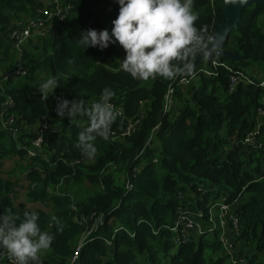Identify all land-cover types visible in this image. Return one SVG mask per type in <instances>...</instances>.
I'll return each mask as SVG.
<instances>
[{"label": "trees", "instance_id": "obj_1", "mask_svg": "<svg viewBox=\"0 0 264 264\" xmlns=\"http://www.w3.org/2000/svg\"><path fill=\"white\" fill-rule=\"evenodd\" d=\"M68 2L72 17L65 23L53 19L50 35L29 40L18 61L24 64L25 75L5 88L14 97V111L28 127L14 138L0 131V160L20 159L29 187L26 197L41 207L17 204L14 196L20 179L0 176V216L10 211L22 219L25 210L39 213L41 229L53 236L51 247L41 254L42 264H226L216 228L175 245L163 225L172 223L182 208L194 213L201 209L202 224L208 227L212 225L210 204L239 202L234 212L241 227L237 237L240 255L246 254V264H264V145L253 148L242 143L255 128L257 107L264 109V88L254 81L227 92L229 74L220 67L218 75L199 74L186 87L176 89L174 106L165 111L164 95L175 78L134 79L121 68L126 53L118 42L103 50H84L78 43L81 31L111 32L119 12L115 0ZM43 6L39 0H0V68L8 65L4 71L16 68L9 53V19L13 15L25 18ZM221 6L222 0H194L199 15L195 26L213 35L222 19ZM224 48L245 58L223 60L236 68L251 65L256 67L252 77L264 76V3L242 10L237 29L231 31ZM214 58L199 62L193 73ZM41 74L59 81L60 87L48 100L38 92ZM105 87L115 91L111 103L115 111L121 109V115L117 114L109 139L98 137L96 151L88 157L77 147L79 132L88 126L87 117L61 119L56 105L59 99H80L90 106ZM2 100L0 96V105ZM43 117L53 127L44 134L41 147L49 161L42 154L27 156ZM132 118L139 120L135 131L122 136ZM112 132L118 137H112ZM260 132L259 140H264V120ZM143 148L141 160L135 159ZM139 160L142 165L131 178L130 190L104 173L111 162L131 172ZM65 177L71 179L69 186L62 185ZM94 213L103 214V224L90 229L79 245L91 225L81 215ZM53 215L61 230L51 221ZM77 247L76 262L71 263ZM6 254L0 249V264H6Z\"/></svg>", "mask_w": 264, "mask_h": 264}, {"label": "clouds", "instance_id": "obj_2", "mask_svg": "<svg viewBox=\"0 0 264 264\" xmlns=\"http://www.w3.org/2000/svg\"><path fill=\"white\" fill-rule=\"evenodd\" d=\"M119 5L116 19L109 30L88 29L80 32L78 40L84 50L98 47L103 50L119 43L126 56L121 68L132 78L148 81L157 76L174 79L194 72L196 57L219 55L222 37L213 36L206 29H198L199 15L194 11V0H115ZM227 3L246 4L247 0H226ZM205 60V59H204ZM60 87L55 76L38 86V92L48 100ZM116 95L111 88L102 89L99 99L90 106L83 100L59 99L57 116L75 119L86 116L88 126L78 134L77 147L85 156H92L97 138L108 140L117 113L111 103ZM36 211L25 210L23 218L10 211L0 216V249L9 254L15 264H42L41 254L53 243V236L43 231ZM51 221L62 229L59 219Z\"/></svg>", "mask_w": 264, "mask_h": 264}, {"label": "built area", "instance_id": "obj_3", "mask_svg": "<svg viewBox=\"0 0 264 264\" xmlns=\"http://www.w3.org/2000/svg\"><path fill=\"white\" fill-rule=\"evenodd\" d=\"M44 6L37 8V18L31 19L29 17L19 18L13 15L9 19V35L12 41L11 50L14 55H22L29 40H36L38 37H46L50 35L53 31L52 20L56 19L60 22L65 23L69 18L72 17V5L68 0H39ZM2 51H0V56ZM16 63V68L13 71L6 72V74L0 76V96L3 98L0 105V131L6 132L11 135L13 138L21 131L27 129L28 126L25 125L24 119L22 116L14 111L15 100L11 93L6 91V87L9 85V81H17L19 78L25 75L26 68L24 64L18 61ZM225 67L228 71V88L227 92H234L236 87L240 84H253L254 81H258V85L264 88V76L252 77L250 74H255L256 67L251 66L248 70L243 68H236L224 62V60L215 57L211 62L206 61L202 68H200L197 73H192L187 76H177L167 87L166 93L164 95L163 110H169L174 106V92L178 88H184L190 84L191 81L195 80L199 74L206 76H216L218 75L219 68ZM116 113L121 115V109H116ZM257 121L255 128L249 131L245 137L242 139V143L245 145H250L253 148H261L264 145V140H259L261 134V126L264 120V109L259 106L256 110ZM129 123L126 124L124 131L121 133L122 136L131 135L138 124V119H130ZM50 128V130H49ZM38 131V136L33 140L32 145L33 149L28 150V158H35L38 154H42L44 160L49 161L48 156L43 154L41 149L42 144L44 143V134L47 131L53 129L51 121L47 117L40 119L36 125ZM112 137L116 138L118 135L115 132H112ZM153 136L150 137V139ZM149 139V140H150ZM147 141L146 146L149 144ZM144 148L136 155L135 159H140L143 156ZM137 161L131 168V172L123 171V180L121 186L125 189L130 190L133 187L131 178H134L136 174L140 171L142 161ZM76 162V161H72ZM114 162L107 164L104 167V173H112L113 170H116ZM75 209V207H72ZM209 220L212 222V225L204 227L202 224V219L204 217V212L199 209L197 212L187 211L182 208H179L177 211V216L170 224H165L163 227L167 228L172 235L173 243L175 245H180L186 243L196 237H199L201 234L207 232H213V229L216 228L220 231L219 242L222 247L221 253L226 259V264H246L247 256L244 253L240 255V243L237 240V237L240 233V221L238 216L235 214L231 205L226 204L222 201H217L209 205ZM94 213L91 216L81 217L83 219L89 220L86 225H90L89 230L85 231L80 240L82 245L84 239L89 235L90 229H95L98 225L103 224L104 218L103 214L95 215ZM217 218V219H216ZM76 222L80 224L79 218H75ZM217 220V221H216ZM83 222V223H85ZM117 228H121L118 226ZM159 229L153 230L154 233H157ZM133 236V234H130ZM113 238V237H112ZM107 244H110V241L106 240ZM79 252V247L76 248V251L70 258V262H76V257ZM6 256L8 260L6 264H15L13 259L9 258V254Z\"/></svg>", "mask_w": 264, "mask_h": 264}, {"label": "rangeland", "instance_id": "obj_4", "mask_svg": "<svg viewBox=\"0 0 264 264\" xmlns=\"http://www.w3.org/2000/svg\"><path fill=\"white\" fill-rule=\"evenodd\" d=\"M23 17H29L31 19L37 18V12H35V14H25ZM8 39L10 40L11 37L9 36ZM33 41H36V40H33ZM10 50H9V53L11 54V60L13 61V63H14V61H17L19 58L22 57V55H14V53ZM224 62H227V60H224ZM10 63H11V61L9 62V64ZM6 66H8V65L2 66L0 68V76L6 74L4 71V67H6ZM241 68L248 70L249 68H251V65H243V66H241ZM39 78H38L39 79V81H38L39 85L42 82H45L47 80L46 76H44L43 78H41V77H39ZM14 82H16V81H9L8 85L13 84ZM0 83H1V81H0ZM0 163H2L0 165V176H2L5 179H12V180H19L20 179V183L18 184V186L15 190V192H16V194L14 196L15 202L17 204L24 203L26 206L31 207V208L41 207V205L36 204V203H32L26 197L27 190L29 187H28V181L25 180L24 173L22 172L20 159L14 160V159H11L10 157H7L6 159H1ZM114 164L117 167V169L113 170L111 175L114 177L115 183L117 185H121L122 180H123V170L121 168H119V166L115 162H114ZM238 204H239V202H234L231 205L232 209L236 210L235 208ZM84 216H86V215L85 214L81 215V217H84Z\"/></svg>", "mask_w": 264, "mask_h": 264}, {"label": "water", "instance_id": "obj_5", "mask_svg": "<svg viewBox=\"0 0 264 264\" xmlns=\"http://www.w3.org/2000/svg\"><path fill=\"white\" fill-rule=\"evenodd\" d=\"M260 2L264 3V0H247L246 4L227 3L226 0H222V19L218 21L217 26L213 32V36L223 38L222 46L220 48L219 55H213L212 57H217L219 59H229L231 61H240L245 58L244 55L226 50L224 46L229 39L231 31L237 29L242 10ZM204 59L207 60L208 58L196 57L194 60V65L196 66Z\"/></svg>", "mask_w": 264, "mask_h": 264}, {"label": "crops", "instance_id": "obj_6", "mask_svg": "<svg viewBox=\"0 0 264 264\" xmlns=\"http://www.w3.org/2000/svg\"><path fill=\"white\" fill-rule=\"evenodd\" d=\"M45 75L44 74H41L39 77L43 78ZM148 150V149H147ZM147 150L145 151L147 153ZM94 160V157H92L90 159V161H93ZM71 184V179L68 178V177H65L62 181V185H65V186H69Z\"/></svg>", "mask_w": 264, "mask_h": 264}]
</instances>
